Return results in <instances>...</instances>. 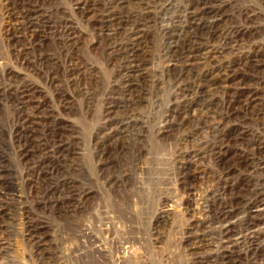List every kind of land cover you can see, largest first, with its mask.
Returning a JSON list of instances; mask_svg holds the SVG:
<instances>
[{"label": "rangeland", "instance_id": "obj_1", "mask_svg": "<svg viewBox=\"0 0 264 264\" xmlns=\"http://www.w3.org/2000/svg\"><path fill=\"white\" fill-rule=\"evenodd\" d=\"M0 264H264V0H0Z\"/></svg>", "mask_w": 264, "mask_h": 264}, {"label": "bare ground", "instance_id": "obj_2", "mask_svg": "<svg viewBox=\"0 0 264 264\" xmlns=\"http://www.w3.org/2000/svg\"><path fill=\"white\" fill-rule=\"evenodd\" d=\"M259 210V209H258Z\"/></svg>", "mask_w": 264, "mask_h": 264}]
</instances>
